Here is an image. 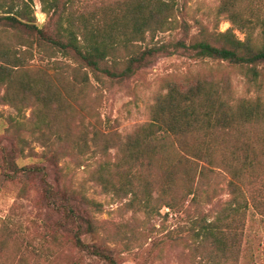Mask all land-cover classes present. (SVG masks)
I'll use <instances>...</instances> for the list:
<instances>
[{
  "label": "trees",
  "instance_id": "16d2710c",
  "mask_svg": "<svg viewBox=\"0 0 264 264\" xmlns=\"http://www.w3.org/2000/svg\"><path fill=\"white\" fill-rule=\"evenodd\" d=\"M191 1L102 0L92 13L87 11L92 0H38L46 23L37 26L33 0H0V26L22 31L28 38L15 49L0 46V86L5 88L3 99L18 114L26 108L22 104L30 101L34 106L30 134L43 148L41 160L50 157V148H57L51 157L69 149L79 161L78 167L94 161V181L103 193L114 200H125L126 209L147 219L159 216L163 208L179 212L185 204L207 205L215 189L208 191L204 183L218 172L228 175L229 199L212 221L196 219L193 225L196 237L211 238L213 243L225 246L223 237L231 230V222L235 221L236 229L243 232L247 216L255 210L244 189L255 160L248 142L231 146L228 160L223 159L221 139L245 133L251 125L264 124V101L259 95L236 98L227 79H200L185 86L173 83L150 107L149 121L115 145L107 139L97 145L87 138L85 128L79 138L73 139L64 129L53 130L54 122L63 119L66 109L61 90L50 79L64 75L73 67L72 62L80 65L74 69L83 87L89 85V75L97 82L100 76L129 77L146 67L155 55L168 53L165 44L150 46L146 40L175 29L185 33L194 29L195 33L188 44L177 41L174 51L182 49L196 59L239 67L248 85L260 93L264 16L259 13L264 14V0H218L201 18L190 15ZM221 19L244 33V40L230 29L219 32ZM33 60L43 63L39 68L41 78L25 75V68ZM121 62L124 67L120 72L112 69L111 64ZM20 74L22 77L17 78ZM18 93L28 94L29 100L18 99ZM94 134H99L96 128ZM110 149H115L111 160ZM4 165L10 171L3 173L6 180L38 177L47 207L61 214V227L75 226L71 232L75 248L106 264H118L112 246L89 245L81 239L95 233L94 213L100 212V202L64 186L54 189L46 182L43 167H18L8 159ZM157 168L159 178L153 175ZM262 202L257 212L260 219H264V199Z\"/></svg>",
  "mask_w": 264,
  "mask_h": 264
},
{
  "label": "rangeland",
  "instance_id": "374dc122",
  "mask_svg": "<svg viewBox=\"0 0 264 264\" xmlns=\"http://www.w3.org/2000/svg\"><path fill=\"white\" fill-rule=\"evenodd\" d=\"M92 1L87 11L95 13L102 0ZM217 2L192 0L189 3L190 15L201 18ZM33 15L37 26L46 23V15L38 0H33ZM259 15L264 16L263 13ZM229 29L238 39L244 40V33L236 30L226 19H221L217 30L225 32ZM194 33V29L187 33L175 29L158 34L152 41L146 40L150 46L156 42L165 44L168 53L155 55L146 67L125 78L100 76L97 82L89 75V85L83 87L76 79L79 73L74 69L80 65L72 62L70 66L73 67L64 75L50 79L61 90L66 109L63 119L54 122L53 130L64 129L73 139L79 138L82 128H85L87 138L97 145L106 139L110 145H115L149 121L150 107L159 95L165 93L169 84L185 86L200 79H227L236 98L259 95L264 101V64L259 67L263 76L262 90L256 93L239 67L196 59L192 53L182 49L174 51L177 41L188 44ZM22 40H28L24 32L0 26V46L15 49ZM111 65L117 72L124 67L122 62ZM29 66L25 68L28 70L26 76L42 77L39 72V68H43L41 61L33 60ZM48 73L53 71L48 70ZM16 77L20 78L22 74ZM4 93L5 88L0 86V264H106L75 248L71 235L76 230L75 226L61 227V214L47 207L38 177L17 181L4 178L3 173L10 172L4 165L7 159L18 167H43L46 182L54 189L64 186L100 202V212L94 213L95 233L83 235L81 239L89 245L112 246L118 264H264V219H260L257 213L264 199V124L251 125L245 133H234L221 139L224 149L220 154L226 160L231 146L248 142L253 147L250 156L255 163L243 187L256 207L247 216L243 232L236 229L235 221L231 222V230L223 237L225 246H219L211 238L196 237L193 225L196 219L212 221L221 210L222 203L229 199L228 175L218 172L204 183L208 191L215 189L214 198L207 205L185 204V209L179 212L163 208L159 216L147 219L126 209L125 200H114L103 193L94 181V161L78 167L79 161L69 149L60 156L51 157L53 151L58 152L57 148H50V157L41 160L39 155L43 148L30 134L29 121L34 106L28 101L22 104L26 108H21L18 114L3 99ZM17 97L29 100L28 94L18 93ZM95 128L99 134L92 135ZM114 152L115 149L109 150V160ZM153 175L159 178V168Z\"/></svg>",
  "mask_w": 264,
  "mask_h": 264
}]
</instances>
